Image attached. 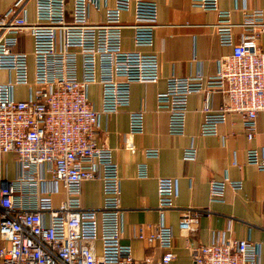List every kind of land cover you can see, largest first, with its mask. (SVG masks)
<instances>
[{
  "label": "built area",
  "instance_id": "built-area-1",
  "mask_svg": "<svg viewBox=\"0 0 264 264\" xmlns=\"http://www.w3.org/2000/svg\"><path fill=\"white\" fill-rule=\"evenodd\" d=\"M131 5L132 23L125 24L121 16ZM191 6L216 13L217 39L231 47V53L219 59L206 87L200 76L169 78L166 90L157 95V108L168 114L169 133L182 135L189 95L205 91L201 133H215L218 123L237 113L251 140L255 119L264 114V52L256 42L264 31L262 11L245 14L240 24L245 33L234 43L235 24L230 11L218 8V0H191ZM158 25L157 4L148 0H11L0 10V75H6V81H0V264H176L172 229L163 218L133 232L134 238L163 249L158 260L135 259L132 247L121 241L117 164L112 149L97 137L100 114L128 106L132 82L159 79L157 54L123 50L122 30L132 29L136 47L150 48ZM23 36L28 41L21 42ZM92 84L101 89L100 110L88 99ZM18 86L26 89L25 100L16 98ZM213 90L225 97L217 111L209 101ZM129 126L130 133H142V111L129 113ZM125 147L135 150L129 142ZM9 154L17 168L13 179L1 173ZM146 155L155 156L157 150H147ZM183 158L194 160L195 148H186ZM247 158L264 169V157L254 149ZM138 171L146 176L144 165ZM92 179L102 183L103 203L85 209L81 184ZM59 183L66 197L54 206L51 196ZM209 185L214 202L222 201L226 186L239 189L241 182L226 177ZM176 195L175 178L157 179L161 215L173 207ZM206 212L183 209L179 229L193 231ZM260 258L259 243L226 238L193 246L190 264H260Z\"/></svg>",
  "mask_w": 264,
  "mask_h": 264
},
{
  "label": "crops",
  "instance_id": "crops-1",
  "mask_svg": "<svg viewBox=\"0 0 264 264\" xmlns=\"http://www.w3.org/2000/svg\"><path fill=\"white\" fill-rule=\"evenodd\" d=\"M11 0H0L3 10ZM158 7V27L152 47H136L131 28L122 30L123 50L155 52L159 60V79L156 83L132 82L130 100L126 107L115 113H101L97 137L112 149L120 178V205L123 210V234L121 241L132 247L133 257L138 260H158L163 249L149 245L133 237L140 225H156L163 221L173 233V253L176 264L192 262V247L207 245L221 239L249 238L260 245V264H264V169L248 161L247 153L254 149L264 157V114L255 119V134L249 140L243 119L231 113L223 123L216 125L212 134H202L200 127L204 118L202 106L206 93L195 92L187 99V113L182 135L169 133V118L164 110L157 108V95L166 90L171 77L200 76L204 87L216 75L218 61L231 53V47L221 45L213 27L217 15L211 10L191 6V0H148ZM220 10L230 11L235 24L233 41L238 43L245 33L240 26L245 14L261 10L264 19V0H218ZM133 7L122 13L125 24L132 23ZM28 41V36H23ZM257 45L264 52V31L257 36ZM6 81V75H0ZM24 87H16V98L25 100L27 94L18 95ZM25 89V88H24ZM16 90H19L18 92ZM88 99L100 110L101 89L97 84L88 88ZM225 100L224 95L213 90L209 93L210 106L217 111ZM143 112L142 133H130L129 113ZM134 147L132 153L126 143ZM193 146L194 160H185L183 152ZM147 150H157V155H146ZM14 167L9 171V165ZM139 165L146 168V176H139ZM2 175L13 179L17 175L15 158L9 154L3 158ZM47 180L51 175L44 173ZM172 177L177 181V195L172 208L158 207L157 179ZM240 181L241 187L226 186L222 201H210L209 183L225 178ZM66 194L62 184L51 196L54 206L60 205ZM81 205L85 209H97L103 203L102 183L92 179L81 184ZM185 208L206 209L199 217L195 229L184 233L179 229L180 213ZM2 241L0 240V245Z\"/></svg>",
  "mask_w": 264,
  "mask_h": 264
},
{
  "label": "rangeland",
  "instance_id": "rangeland-1",
  "mask_svg": "<svg viewBox=\"0 0 264 264\" xmlns=\"http://www.w3.org/2000/svg\"><path fill=\"white\" fill-rule=\"evenodd\" d=\"M20 41L23 42V41H24L23 38H20ZM26 50H27V51L30 50L29 44H27ZM2 74H3V73H2ZM16 91L18 92L19 90H16ZM24 94H27V91H26V89L22 88V89L18 92V95L23 96ZM7 164L9 165V171H10V168L12 169V168L14 167V162H13V165L10 164L9 161L7 162Z\"/></svg>",
  "mask_w": 264,
  "mask_h": 264
}]
</instances>
